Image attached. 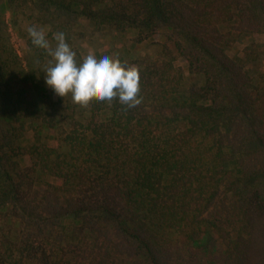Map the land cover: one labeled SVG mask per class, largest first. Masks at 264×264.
I'll use <instances>...</instances> for the list:
<instances>
[{
  "label": "trees",
  "instance_id": "obj_1",
  "mask_svg": "<svg viewBox=\"0 0 264 264\" xmlns=\"http://www.w3.org/2000/svg\"><path fill=\"white\" fill-rule=\"evenodd\" d=\"M83 16L161 46L119 58L136 106L46 84L27 29L79 61ZM258 31L264 0H0V264H264V86L228 52Z\"/></svg>",
  "mask_w": 264,
  "mask_h": 264
},
{
  "label": "clouds",
  "instance_id": "obj_2",
  "mask_svg": "<svg viewBox=\"0 0 264 264\" xmlns=\"http://www.w3.org/2000/svg\"><path fill=\"white\" fill-rule=\"evenodd\" d=\"M27 31L32 43L53 58L51 66L45 68V82L58 96L66 98L71 94L80 103H87L93 96L101 102L118 98L129 107L140 103V77L135 66H126L118 57L97 54L93 49L82 53L77 61L65 33L53 34L56 46L52 48L43 30L31 26Z\"/></svg>",
  "mask_w": 264,
  "mask_h": 264
},
{
  "label": "rangeland",
  "instance_id": "obj_3",
  "mask_svg": "<svg viewBox=\"0 0 264 264\" xmlns=\"http://www.w3.org/2000/svg\"><path fill=\"white\" fill-rule=\"evenodd\" d=\"M8 18H10L11 24V15L8 13ZM82 26L79 28L83 32V37L81 36L78 39V36L75 40L77 46L80 48V53H85L88 49H93L97 54H109L114 55L118 58L121 56H131V58H137L139 56H146L147 54H160L161 46L159 43H154L153 39H147L140 43H135L134 39L136 37L135 31H130L122 35L114 34L108 31L107 28H103L100 31L94 32L93 23L83 16L80 19ZM11 35L13 42L18 49L23 60H26L30 57L29 46L26 39L18 33L13 25L11 24ZM234 34V39L232 41V47L228 51L233 56H240L251 63L248 64L249 76L259 85L264 86V32H249L241 35ZM159 39H161L159 37ZM158 42V38H156ZM158 47V48H157ZM158 49V50H157ZM176 55L173 53V57ZM26 62V61H25ZM175 63L183 67L186 71L187 76L191 79L192 76L188 72V62L185 58L179 57L175 59ZM189 79V78H188ZM257 80L260 82H257ZM34 136L32 132H28L24 143L33 141ZM30 163L29 157L27 158V163Z\"/></svg>",
  "mask_w": 264,
  "mask_h": 264
}]
</instances>
